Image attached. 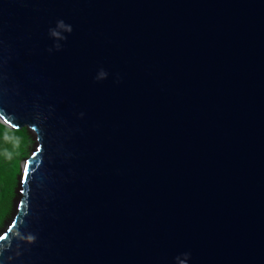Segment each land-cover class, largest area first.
Listing matches in <instances>:
<instances>
[{
  "label": "water",
  "instance_id": "obj_1",
  "mask_svg": "<svg viewBox=\"0 0 264 264\" xmlns=\"http://www.w3.org/2000/svg\"><path fill=\"white\" fill-rule=\"evenodd\" d=\"M0 123V264H264V0H0Z\"/></svg>",
  "mask_w": 264,
  "mask_h": 264
},
{
  "label": "rangeland",
  "instance_id": "obj_2",
  "mask_svg": "<svg viewBox=\"0 0 264 264\" xmlns=\"http://www.w3.org/2000/svg\"><path fill=\"white\" fill-rule=\"evenodd\" d=\"M20 140H21V137L14 135L12 137V142H13V145H15V148L11 149L12 147L7 148L6 146H4L3 140L0 139V157L2 158L3 156H7V155L9 158L13 157V162L17 164V170L16 172H13L14 176L11 179L12 180L11 183L8 181L5 182L7 184L3 186L4 187L3 190L5 189L6 190L3 192L4 194L0 193V203L2 205L3 203H5L4 205L5 207L2 213L0 214V228L3 222L9 217L10 209H11V200L15 197L14 188L16 186L17 179L20 176L22 162L27 157L28 150L32 148L33 143H34L33 140L30 138V136H28V141L24 144L23 148L19 150L18 143H20ZM3 195H5V198L7 197V200L4 199Z\"/></svg>",
  "mask_w": 264,
  "mask_h": 264
},
{
  "label": "trees",
  "instance_id": "obj_3",
  "mask_svg": "<svg viewBox=\"0 0 264 264\" xmlns=\"http://www.w3.org/2000/svg\"><path fill=\"white\" fill-rule=\"evenodd\" d=\"M13 133V134H12ZM19 136L21 137L20 143H18V149L21 150L24 146V144L28 141V134L24 129H19V130H11L7 128L6 126L0 124V139L3 140L4 146L7 148L12 147L11 149L15 148V145H13L12 142V137L13 136ZM25 140V141H24ZM17 170V164L13 162V157L9 158L7 156H3L2 158L0 157V193L4 194L3 192L6 190H3V186L7 183L5 182H10L11 179L14 176L13 172H16ZM3 183V184H2ZM4 199L7 200V197ZM5 203L3 205L0 203V214L2 213Z\"/></svg>",
  "mask_w": 264,
  "mask_h": 264
}]
</instances>
